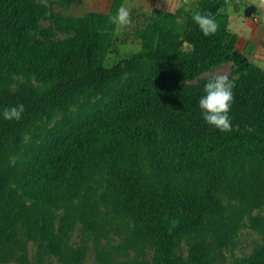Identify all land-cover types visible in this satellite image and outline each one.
I'll return each mask as SVG.
<instances>
[{"label":"trees","instance_id":"16d2710c","mask_svg":"<svg viewBox=\"0 0 264 264\" xmlns=\"http://www.w3.org/2000/svg\"><path fill=\"white\" fill-rule=\"evenodd\" d=\"M234 1L157 8L146 26L122 36V41L138 39L141 48L108 66L116 28L109 16L126 0H113L107 12L89 10L87 0H0V148L10 129L45 106H61L76 93L96 97L82 113L64 119L29 159L13 163L0 150V173L44 208L78 203L89 230L101 223V205L117 196L164 240L157 264H217L215 249L203 241L192 245L186 260L173 247L180 233L209 210L216 221L214 195L224 173L242 162L264 165V64L248 56L242 36L230 29L227 7ZM49 11L59 27L73 33L70 37L55 39V30L42 26L41 17ZM196 11L211 14L218 25L215 35H203L192 20ZM228 61L235 63L238 76L229 77L235 82L231 130L221 132L203 120L198 106L210 77L190 81ZM15 76L37 81L39 91H14ZM17 104L25 107L21 119L4 120L3 109ZM107 174L115 192L95 187ZM5 182L0 206L9 193ZM231 191L244 201L254 193L248 185ZM33 221L27 203L3 215L0 264L28 263L25 234ZM54 248L59 250V243ZM242 264H264V250Z\"/></svg>","mask_w":264,"mask_h":264},{"label":"rangeland","instance_id":"374dc122","mask_svg":"<svg viewBox=\"0 0 264 264\" xmlns=\"http://www.w3.org/2000/svg\"><path fill=\"white\" fill-rule=\"evenodd\" d=\"M189 1L187 8L195 9V0ZM111 3L112 0H87V7L89 10L107 12ZM124 6L130 11L131 23L124 27L116 26L113 30L115 42L106 58L108 66L132 56L141 48L138 39L122 41L125 33L146 26L155 17L157 8H179L176 3L168 9L165 4L155 5L149 0H126ZM41 23L43 27L55 30V39H65L73 34L59 27L50 11L41 17ZM235 68L233 61L224 62L208 69L190 83L216 74L237 77ZM2 71L0 65V73ZM11 86L14 91H39L37 81L20 76L14 77ZM95 100L93 94L82 92L74 94L61 106H45L22 124L10 129L0 150L13 163L18 159H29L36 148L51 139L64 119L82 113ZM3 181L7 183L9 193L0 206V220L4 214L15 212L24 203L29 204L34 213L33 224L25 234L29 252L27 264H157V259L162 257L160 249L164 247V240L141 223L117 196L101 205V223L97 230H89L83 223L78 203L61 210L44 208L26 199L13 178L0 173V185ZM112 184L113 177L107 174L95 183V187L100 192L107 188L115 192ZM237 185H248L253 190L248 201L233 195L231 189ZM214 203L218 204L216 221L213 222L209 210L186 232L178 234L180 239L173 251L186 260L190 258L192 245L203 241L206 246L215 249L217 264H242L259 257L264 250V165L242 162L224 173L215 190ZM200 224L208 226L206 231L197 229ZM46 225L50 229L48 233L45 231ZM56 243L60 245L59 250L54 248Z\"/></svg>","mask_w":264,"mask_h":264},{"label":"clouds","instance_id":"9594fccd","mask_svg":"<svg viewBox=\"0 0 264 264\" xmlns=\"http://www.w3.org/2000/svg\"><path fill=\"white\" fill-rule=\"evenodd\" d=\"M260 6H264V0H259ZM192 20L199 27L205 37L215 35L218 30L216 21L210 13L196 11L192 14ZM109 21L119 27L131 23V15L128 8L120 6L114 15L109 16ZM235 82L230 80L226 74L211 76L205 83L202 95L198 101L203 120L210 126L221 132L231 130L229 112L234 101L233 90ZM25 111L23 104L5 107L2 112L4 120L19 121Z\"/></svg>","mask_w":264,"mask_h":264},{"label":"crops","instance_id":"0c3cea01","mask_svg":"<svg viewBox=\"0 0 264 264\" xmlns=\"http://www.w3.org/2000/svg\"><path fill=\"white\" fill-rule=\"evenodd\" d=\"M149 1H153L155 5L162 6L165 4L168 9L175 3L178 7H187V3L190 2L189 0ZM244 1L246 2L236 0L228 5L230 8L229 11L227 10L230 16V29L242 36L243 46L248 56L253 58L254 62L264 64V6H260L259 2L254 0ZM250 6L255 8L251 14H248L246 10ZM256 16H258V19H256Z\"/></svg>","mask_w":264,"mask_h":264},{"label":"built area","instance_id":"2783aa9c","mask_svg":"<svg viewBox=\"0 0 264 264\" xmlns=\"http://www.w3.org/2000/svg\"><path fill=\"white\" fill-rule=\"evenodd\" d=\"M256 19H258V16H256Z\"/></svg>","mask_w":264,"mask_h":264}]
</instances>
